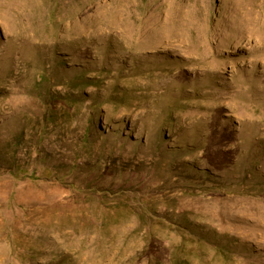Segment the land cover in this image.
I'll list each match as a JSON object with an SVG mask.
<instances>
[{
    "label": "rangeland",
    "instance_id": "374dc122",
    "mask_svg": "<svg viewBox=\"0 0 264 264\" xmlns=\"http://www.w3.org/2000/svg\"><path fill=\"white\" fill-rule=\"evenodd\" d=\"M0 264H264V0H0Z\"/></svg>",
    "mask_w": 264,
    "mask_h": 264
}]
</instances>
